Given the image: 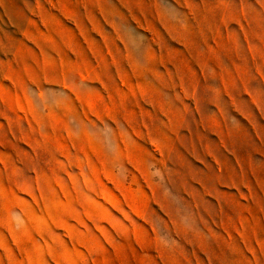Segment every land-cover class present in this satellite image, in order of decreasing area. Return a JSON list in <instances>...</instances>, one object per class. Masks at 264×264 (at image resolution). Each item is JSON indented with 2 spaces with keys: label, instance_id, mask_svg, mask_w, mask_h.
Wrapping results in <instances>:
<instances>
[{
  "label": "rangeland",
  "instance_id": "1",
  "mask_svg": "<svg viewBox=\"0 0 264 264\" xmlns=\"http://www.w3.org/2000/svg\"><path fill=\"white\" fill-rule=\"evenodd\" d=\"M0 264H264V0H0Z\"/></svg>",
  "mask_w": 264,
  "mask_h": 264
}]
</instances>
